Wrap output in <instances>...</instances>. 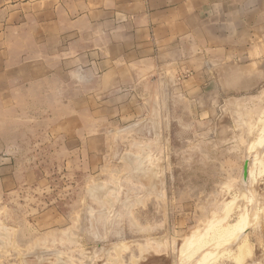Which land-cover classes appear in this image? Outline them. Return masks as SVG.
<instances>
[{"label":"rangeland","instance_id":"1","mask_svg":"<svg viewBox=\"0 0 264 264\" xmlns=\"http://www.w3.org/2000/svg\"><path fill=\"white\" fill-rule=\"evenodd\" d=\"M189 77L152 71L140 116L85 123L67 146L52 106H26L37 137L0 196V264H264V82L206 92Z\"/></svg>","mask_w":264,"mask_h":264},{"label":"crops","instance_id":"2","mask_svg":"<svg viewBox=\"0 0 264 264\" xmlns=\"http://www.w3.org/2000/svg\"><path fill=\"white\" fill-rule=\"evenodd\" d=\"M154 70L189 72L190 90L254 89L264 0H0V196L37 137L26 106H52L49 131L67 146L85 123L140 116ZM23 170L31 184L35 169Z\"/></svg>","mask_w":264,"mask_h":264},{"label":"bare ground","instance_id":"3","mask_svg":"<svg viewBox=\"0 0 264 264\" xmlns=\"http://www.w3.org/2000/svg\"><path fill=\"white\" fill-rule=\"evenodd\" d=\"M263 143H264V141H261V142L259 143L258 147L261 146ZM258 155H259V154H258ZM131 156H132V155H131ZM138 158H139V157H138ZM142 158H143V157H142ZM131 160H133V159L131 158ZM142 160H143V159H142ZM251 166H252V165H250L249 162H248V175H251V174H252V168H251ZM244 221H245V219L242 220V221H240V222L242 223V222H244ZM238 222H239V221H238ZM240 222H239V223H240ZM244 224H245V223H244ZM236 225L238 226V224H235V225L233 224L234 227H235ZM232 228H233V227H232ZM245 228H246V227L240 225L239 229L236 230L237 232L233 234L234 236H232V239H230V240H231V241H232V240H235V239H233L235 236H236V239H240V238H242V237L244 236V234H245V232H244V231H245ZM235 229H236V228H235ZM235 229H234V230H235ZM229 238H230V237H229ZM227 240H229V239H227ZM225 241H226V240H225ZM231 241H230V242H231ZM226 242H227V241H226ZM228 244H230V243H228ZM205 253L208 254L207 252H205ZM204 256L206 257V255H204ZM203 259H204V257H203Z\"/></svg>","mask_w":264,"mask_h":264},{"label":"water","instance_id":"4","mask_svg":"<svg viewBox=\"0 0 264 264\" xmlns=\"http://www.w3.org/2000/svg\"><path fill=\"white\" fill-rule=\"evenodd\" d=\"M242 179H243V181H247V179H248V159L244 160V162H243Z\"/></svg>","mask_w":264,"mask_h":264}]
</instances>
